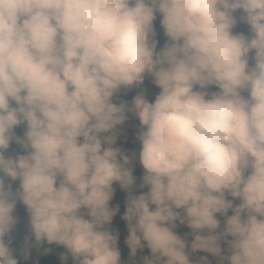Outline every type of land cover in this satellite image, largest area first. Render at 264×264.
<instances>
[{
	"label": "clouds",
	"instance_id": "1",
	"mask_svg": "<svg viewBox=\"0 0 264 264\" xmlns=\"http://www.w3.org/2000/svg\"><path fill=\"white\" fill-rule=\"evenodd\" d=\"M238 9L250 38L231 31ZM156 11L168 38L159 52ZM146 73L160 92L129 109L149 191L127 199L128 247L146 242L144 264H190L179 220L193 230V251L219 255L232 237L228 264H264V0H0V264H18L4 240L17 198L37 243L63 245L75 264H120L105 225L118 210L113 182L127 189L134 179L115 136L100 134L126 119L114 93ZM13 140L27 154L6 158ZM5 176L19 179L15 193ZM217 213L225 224L212 234Z\"/></svg>",
	"mask_w": 264,
	"mask_h": 264
},
{
	"label": "trees",
	"instance_id": "2",
	"mask_svg": "<svg viewBox=\"0 0 264 264\" xmlns=\"http://www.w3.org/2000/svg\"><path fill=\"white\" fill-rule=\"evenodd\" d=\"M131 6V5H130ZM156 13V14H155ZM154 13L155 19L153 20V30L155 32V36L150 37V40L156 41V51L159 52L166 42H168V38L164 34V30L161 26V19L162 15L156 11ZM236 24L232 28L233 34H244V30L249 26L247 23H245L241 18H235ZM194 90H201L199 89V86H195ZM205 91L212 93L219 91V89L214 85H209L204 89ZM160 92V89L153 83V77L149 74H145L143 82L137 84L136 87L128 90H124L123 92L117 94L116 96L112 97V102L120 105H125V115L126 119L123 121V123L116 126L115 129L111 130V135L115 136V142L111 145L113 148H119L120 152L123 153L125 156L129 158V163L126 165L131 172L135 183V191L132 193L130 190H121L120 192H113L112 198L109 201V206L111 209H118L115 213L117 216H123L126 212V203L129 195H141L146 194L149 191V186L145 185L141 187L143 184V176L146 174L145 169L142 167L139 159V153L132 151L127 147V137L130 133L131 127L134 125H138L141 129L140 121L138 117L135 115L133 111H130L132 107V100L135 96L142 94L144 98L149 102H153L155 99V96L158 95ZM245 94V95H244ZM244 97H248V93L245 91ZM11 106L15 107V102L10 101ZM26 123H21L18 126H15L13 129L14 136L19 137L21 140L24 138V133L26 132ZM110 135V134H109ZM103 138V137H101ZM82 139V138H80ZM103 140V139H102ZM108 145L102 143V147H107ZM27 151H31V149H28ZM25 155L27 152L25 149L17 143L15 140L11 141L9 144L8 149L4 150V155L6 158L8 157H15L16 155ZM119 159V157H118ZM122 162V161H121ZM248 173L246 172L245 175ZM3 173H0V176H2ZM58 177V182H59ZM5 180V189L11 190V192L15 193L19 189L20 181L19 179L12 180L11 177H4ZM226 199L232 200L233 206H236L240 203L239 199H234L231 196L227 195L226 193ZM22 201L19 200V198L16 199V204L13 209L12 215L15 216L19 212L21 208ZM230 210V209H229ZM228 210V211H229ZM175 211V209H174ZM232 210H230L228 213H230ZM217 213L216 215H218ZM221 215V214H219ZM176 227L173 229L174 233L181 232L185 229L186 224H181L179 220L176 222ZM225 222L220 221L219 227L215 230L214 233H220L223 231ZM128 230V226L126 227ZM8 233L5 235L4 240L6 245L9 247L10 251L12 252V255L15 259H17L18 264H60L58 253L61 250L67 251L68 250L63 246L56 243L49 244L47 241H41L40 243H37L34 237V234L32 232L30 223L24 222V225L20 228V237L24 241H26L30 246L32 247H38L42 248V250L46 251L43 255H41L38 259H35L31 254H28L26 252H22L20 250H14L11 248L8 244L7 239ZM129 235V233H128ZM125 237V254L120 257V264H144V258L148 256V254L151 253L150 249L147 247V244L145 241H141L143 247L137 248L135 253H132V250L128 247L126 243ZM232 237L227 238H221L220 240V249L222 251L227 252L228 255H230L229 246L226 243V240H231ZM123 239H121V242ZM199 264V263H198ZM206 264V263H201ZM214 264H228L227 259L223 258L220 261L214 263Z\"/></svg>",
	"mask_w": 264,
	"mask_h": 264
},
{
	"label": "rangeland",
	"instance_id": "3",
	"mask_svg": "<svg viewBox=\"0 0 264 264\" xmlns=\"http://www.w3.org/2000/svg\"><path fill=\"white\" fill-rule=\"evenodd\" d=\"M243 15H244L243 11L239 10V9L233 13V16L237 19L241 18ZM244 34H245L246 38L251 37L252 34H251L249 26L244 30ZM254 54H255L254 50H251L248 54L249 67L254 66V60H253ZM136 86H137V84H134V85L129 86V87H123L122 86L118 91H116L114 93L113 97L116 96L117 94L123 92L124 90L132 89ZM244 93H245V91H243L241 94L243 95ZM139 131H140L139 126L133 125L131 127L130 133L127 137V147L129 149H131L132 151H135L137 153H140V149H141L140 141L137 138ZM109 134L111 135V131L108 133H101L100 135H101V137H104V136L109 135ZM101 139H103V138H101ZM57 186H58V182H57ZM134 188H136L135 183H133V185H131L127 189L121 188L119 182H113V185H112L113 192H115V193L120 192L121 190H130L132 193H134V191H135ZM109 208H110V206H109ZM150 208L154 209L155 206L150 205ZM80 211L82 213L86 214L87 209H81ZM175 211H178L181 213V215H183V209H175ZM228 212H227V216H231L233 214L232 211L230 213H228ZM85 218H88L87 215H85ZM216 218L221 222H225L226 216L218 214V215H216ZM15 220H16V223L14 224V226L12 227V229L10 230V232L7 235L8 243L11 245V248H13L14 250H20L22 252H26L28 254H31L35 259H38L46 251L42 250V248L29 246L20 237L21 226L24 225V222L30 223V216H29V213L27 212V207L23 203L21 204V208H20L19 212L17 213ZM127 226H128V222L123 218V216H117V215H114L112 217L110 224L105 225V228L108 231H110L113 235H115L117 238L116 239V248L120 253V257H122L126 252L125 237L129 233V231L126 229ZM175 234L180 236L181 239H183L185 241V253L188 256L190 264H198V263L199 264H201V263L214 264V263H216V262L220 261L221 259L228 256L227 252L222 251V250L220 251L219 255H214L212 253H209V252H206L203 250L193 251L191 249V243L193 242V239H194V233H193L192 229L187 227V225L183 231L175 233ZM200 234L207 235L209 233L205 229ZM121 239H123L122 242H121ZM62 257H67L66 261L62 260ZM58 258H59L60 264H75V261H74L72 255L67 251H64V250L59 251ZM147 258L151 259L152 253L148 254ZM201 258H204V259H201ZM163 260H166V258H161V264H163Z\"/></svg>",
	"mask_w": 264,
	"mask_h": 264
}]
</instances>
